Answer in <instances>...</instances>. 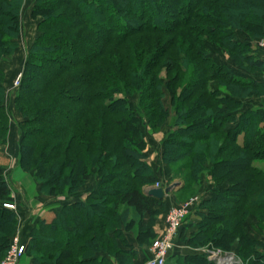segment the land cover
Segmentation results:
<instances>
[{"label":"trees","instance_id":"16d2710c","mask_svg":"<svg viewBox=\"0 0 264 264\" xmlns=\"http://www.w3.org/2000/svg\"><path fill=\"white\" fill-rule=\"evenodd\" d=\"M23 2L0 0V64L18 48ZM248 13L255 21L239 22ZM30 19L37 21V36L25 51L13 97L22 120L18 164L34 170L39 192L50 196H71L93 169L98 176L83 201L37 222L25 246L30 262L129 264L137 250L127 233L138 247L151 245L163 203L143 192L159 179L147 163L140 126L160 127L170 114L169 97L173 117L162 163L187 158L174 171L186 174L179 191L197 189L207 164L212 179L213 198L199 200L191 213L197 222L187 226L196 232L181 235V242L225 252L237 244L244 264H264V242L242 228L249 217L264 228V169L258 166L264 167V103H246L264 96V82L217 64L208 46L226 51L249 74L264 73L253 47L264 37V0H34ZM4 79L0 68V146L10 121ZM4 172L0 164V202L10 195ZM112 175L121 177L117 188L108 186ZM15 224L16 214L1 204L0 228ZM11 235L0 236V260ZM167 264L211 263L201 254H169Z\"/></svg>","mask_w":264,"mask_h":264},{"label":"crops","instance_id":"0c3cea01","mask_svg":"<svg viewBox=\"0 0 264 264\" xmlns=\"http://www.w3.org/2000/svg\"><path fill=\"white\" fill-rule=\"evenodd\" d=\"M34 0H25V8L22 10L20 18L22 17L23 20H26L28 17V14L31 10V7L33 5ZM24 23V21H23ZM33 37V36H31ZM26 47V46H25ZM26 48H17L16 55L13 58V63L16 59H19L17 61L16 67L12 68L13 65L10 67L8 73V77H6L5 74V79H4V87L10 88V80L12 76L16 73L21 72V64H23V55L25 53ZM19 55V56H18ZM18 56V57H17ZM233 72L235 69L234 66L227 65ZM243 72V74L237 75L238 77L242 79H252L256 80L259 82H263L262 77L264 74H249L243 70H240ZM238 72V71H237ZM244 73H246L248 76H246ZM249 76H253L252 78ZM246 103L254 108L260 106V104L264 103V97L261 98L260 100H251L249 99L246 101ZM21 122V119H14L11 122L10 125V133L9 137L7 139V144L0 146V156H6L8 157L12 164L11 167L9 168L8 171L5 172V175L7 177V181L10 187V195L5 201L0 202V205L2 204H9L13 206V209H9L13 211L16 214V224H15V230L13 235L17 236L18 241L27 246L29 242V236L31 230L35 227L37 222L40 219H46L50 220L52 218V210H58L61 206L67 205L70 203H73L75 201H83L86 196L94 189L96 185V181H93V184H86L82 188H80L75 194L71 195L70 197L67 198H53V197H46L43 195L37 194V186H33L32 182L30 180L31 175L30 174H21L19 173L18 167H17V161H18V156H17V151H18V142L20 139V133H19V127L18 124ZM149 137V136H148ZM150 138V137H149ZM145 141L147 138H145ZM150 140V139H149ZM147 143V141H146ZM149 144V143H148ZM160 147V143H159ZM148 150H150V147H146L144 150V153L147 157V163L148 165L152 168V170L155 172V174L158 176L159 179V186L161 188H164L163 185V180H165L168 177H172V174L170 170H168L165 166L161 164V150L159 153H156V157H152V160L148 154ZM159 150V149H158ZM158 152V151H157ZM166 177V178H165ZM87 183H90V180L87 181ZM209 189H204L202 190V195L200 200H205V199H212L213 194L211 193V184H208ZM179 187L178 189H180ZM150 189H154V187H145L143 192L147 193ZM206 190V191H205ZM31 191V192H29ZM171 192L167 195L164 196L162 199L163 207L161 209L156 208L159 211V214L155 218V223L153 226V231L156 235V237L160 236L164 229H165V218L166 214L169 211L171 207H173L176 203ZM188 221L190 224H194L197 222L192 216V214H189L183 221V225L185 222ZM182 225V226H183ZM189 226V225H188ZM185 227V226H183ZM180 230L178 237L180 238L181 235L184 237H187L191 233L194 232L195 228L194 227H185ZM125 238L127 240V243L135 248L137 250V259L133 261V264H142L144 263L143 261L146 260L148 257V246L147 247H138L135 241L134 236L131 233H127L125 235ZM173 251L174 253L171 254V256L174 257H185L188 255H195L199 254V251L197 249H190L189 247L185 246L183 242L179 240H175L173 244ZM101 255V254H98ZM20 264H32L29 260V257L27 255H24L22 259L20 260Z\"/></svg>","mask_w":264,"mask_h":264},{"label":"rangeland","instance_id":"374dc122","mask_svg":"<svg viewBox=\"0 0 264 264\" xmlns=\"http://www.w3.org/2000/svg\"><path fill=\"white\" fill-rule=\"evenodd\" d=\"M25 0L23 2V6H22V10L25 8ZM247 20H254L255 21V15H253V13H248V15L244 18H241V20L239 22H247ZM24 21V23H23ZM239 22L236 23V27L239 26ZM240 23V24H241ZM36 25H37V21H34L32 19H30V12L28 14V17L26 18V20H23V18L21 17L20 18V35H19V38L17 39V43H18V49L20 48H26L28 47V45L32 42V40L37 36V30H36ZM236 34L239 36V37H243L244 34L243 32H240V31H237ZM263 34H264V29H263ZM33 36V37H31ZM165 38H169V37H165ZM264 38V37H263ZM262 39V38H261ZM260 39H257L256 41H258ZM255 41V42H256ZM255 42H254V49L256 50L255 51V56L256 58H259L261 60H264V56L262 53L259 52L258 48L255 46ZM26 46V47H25ZM209 46V55L210 57L213 58V60L219 64V65H224V66H227V65H231V66H234L235 69L238 71H235L234 70V73L236 75H239V74H243V72H241L240 70H242L241 68L237 67L235 65V63L233 62L232 57L230 54H228L226 51L224 50H221V49H218L216 47H214L213 45H208ZM26 51V49H25ZM16 55V52L14 53L13 56L11 57H7V58H4L0 64V68L1 70L4 72V74L7 73V71L9 72V69L10 67L13 65L12 68L16 67V63L19 59H16L14 61V64H11L13 63V58L14 56ZM25 53L23 55V58H25ZM19 56V55H18ZM17 56V57H18ZM232 57V58H231ZM21 69H22V64H21ZM246 76H248L246 73H244ZM261 74H264V73H261ZM20 75H21V72L20 73H16L15 76L13 75L11 80H10V88L4 87V83H3V88H4V106L6 108V111L8 112L9 116H10V121H9V128H8V132H7V139L9 137V131H10V125H11V122L14 120V119H21V117L18 115L17 112H15L14 108H13V97H14V91H15V86H14V83L16 82V80H18V78H20ZM6 77H8V73L6 74ZM251 77V76H249ZM253 77V76H252ZM251 77V78H252ZM263 80V79H262ZM264 82V80H263ZM216 87V85L213 86V88ZM264 96L262 97H256V96H252L250 98H247L246 101H248L249 99L251 100H260L261 98H263ZM137 97L133 96L131 97V101L136 105L137 104ZM166 109L169 110L170 114L167 116L166 120L164 121V123L158 127V128H150L148 126H140L141 128V131H142V134H143V138H147V143L145 141V149L146 147H150V150H148V154L152 160V157H156L157 153H159L160 150H162V147H161V143L162 141L167 137V133L170 131V125H171V119L173 117V110L170 109V103H168V101L170 100L169 97L166 98ZM22 121V120H21ZM150 138H149V137ZM150 139V140H149ZM145 140V139H144ZM219 141L221 143H224L225 140L223 139H219ZM149 143V144H148ZM159 143H160V147H159ZM7 144V140H6V143L5 145ZM159 149V150H158ZM158 151V152H157ZM183 152H185V150H180L178 151V154H182ZM18 153V151H17ZM156 153V155H154ZM177 155V154H176ZM18 156V154H17ZM177 158V157H176ZM175 159V158H174ZM187 161V158H178L176 160H174L173 162V165H165L164 163H162L161 161V164L163 166H165L168 170H170L171 174H172V177H168L163 180V187L162 189H165V188H168L170 186H173L174 184L178 185V187L174 188L172 191H171V194L175 200L174 203H176L174 206H177L179 204H183L185 202H188L190 201L191 199H197V200H200L201 198V195H202V190L204 189H209V186L208 184H211V177L207 174V171L210 169V164H207L206 165V169L200 174V182L198 183V186H197V189H190L186 192H183V191H179L180 189H178L179 187H182L185 180H184V176H186V174H177L174 175V171L176 170V168H178L179 166H181L182 164H184L185 162ZM0 164L2 166H4V171H8L9 168L11 167V160L8 158V157H0ZM258 166L263 167L262 164H259ZM17 167H18V170H19V173H23V174H30L31 175V182H32V185L33 186H37L38 190H37V194L39 195H43V196H46V197H53V198H67V197H70L68 195H66L64 193V191H55L56 192V195L54 196H50V195H47L46 193L44 192H39V184L36 182L35 180V177H34V170H31L29 167H28V170H26L25 168H22L19 164H18V161H17ZM223 168V167H222ZM30 169V170H29ZM121 169H119L118 171H120ZM227 170V171H226ZM230 169L229 167H227V169H225L224 171L228 172ZM93 175L92 177L89 179L90 180V183H87L84 182L81 187H79L73 194H75L80 188H82L84 185L88 184H93V181L95 180L96 183L98 181V176L96 174V169H93ZM124 171V169H123ZM4 172V173H5ZM53 177L56 176V173H55V170L53 171ZM225 174V173H224ZM222 175V174H221ZM220 175V176H221ZM6 176V175H5ZM113 176V175H112ZM44 178V177H43ZM45 180V179H44ZM88 180V181H89ZM121 180V177H115L113 176L112 178V182L109 183V187L110 188H117L119 182ZM91 186V185H90ZM155 186V185H154ZM152 186V187H154ZM145 188V187H144ZM143 188V190H144ZM211 189H212V186H211ZM47 190V189H46ZM205 190V191H206ZM31 192V191H29ZM60 194V195H59ZM72 194V195H73ZM170 194V195H171ZM67 196V197H66ZM190 224V222L186 221L185 224L183 226L187 227L188 225ZM183 227V228H185ZM242 228L244 229V232L248 233L249 236L251 238H255L257 240H260L262 242H264V228H259L256 224V221L253 217H249L247 220H245V222L243 223V226ZM14 230H15V226L14 228L13 227H10V226H7V227H3V228H0V236L4 235V234H12L10 236V242H9V248H8V251L10 250V247L11 245L13 244L14 240H17V236L13 235L14 233ZM194 232H196V229L194 230ZM190 235H188L187 237L185 238H188ZM1 238V237H0ZM157 239V237L155 238ZM154 239V240H155ZM181 241V237L179 238L178 235L176 236L175 240H179ZM225 239V238H224ZM1 240V239H0ZM153 240V241H154ZM152 241V242H153ZM151 242V243H152ZM186 246V245H185ZM237 244L235 245H232V247L230 249L227 250V253H231L233 255H235V257L238 258V260L241 262V264H244L242 262V258H240L238 255H237ZM201 248H211L209 246H204V247H201ZM199 248V249H201ZM215 249V248H214ZM216 250H220V249H216ZM7 251V253H8ZM222 251V250H220ZM6 253V254H7ZM174 251L172 250L170 255L173 254ZM6 257V255L0 260V262H2L4 260V258ZM144 262V261H143ZM129 264H133V262H129ZM143 264V263H142Z\"/></svg>","mask_w":264,"mask_h":264},{"label":"built area","instance_id":"2783aa9c","mask_svg":"<svg viewBox=\"0 0 264 264\" xmlns=\"http://www.w3.org/2000/svg\"><path fill=\"white\" fill-rule=\"evenodd\" d=\"M255 46L264 56V38L256 41ZM19 79L14 83L15 89L18 87ZM262 79L264 80V76ZM154 188L161 187L159 184H155ZM198 203L199 200L191 199L188 202L173 206L169 209L165 218V229L149 246L148 257L143 264H167V259L173 250L175 238L179 234L184 219L192 213ZM3 207L13 209V206L9 204H3ZM197 250L211 264H241L235 255L229 252L227 253V251H220L214 248H201ZM24 255L25 245L21 244L18 239L14 240L6 257L0 264H20V260Z\"/></svg>","mask_w":264,"mask_h":264},{"label":"water","instance_id":"95a60500","mask_svg":"<svg viewBox=\"0 0 264 264\" xmlns=\"http://www.w3.org/2000/svg\"><path fill=\"white\" fill-rule=\"evenodd\" d=\"M176 187H178V185L174 184L173 186H170L165 189L162 188L150 189L147 193H145V195L157 201H160L164 198L165 195L169 194Z\"/></svg>","mask_w":264,"mask_h":264}]
</instances>
